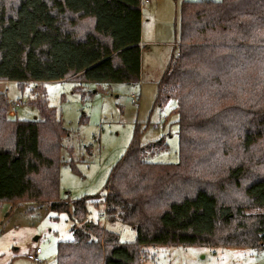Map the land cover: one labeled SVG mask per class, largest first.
<instances>
[{
	"label": "trees",
	"instance_id": "obj_1",
	"mask_svg": "<svg viewBox=\"0 0 264 264\" xmlns=\"http://www.w3.org/2000/svg\"><path fill=\"white\" fill-rule=\"evenodd\" d=\"M140 6L0 0V79L138 83ZM176 33L155 104L175 101L177 160H146L167 144H142L137 125L105 184L106 220L133 227L135 243L87 219L98 194L59 198L61 165L75 170L59 155L62 121L9 119L0 93V203L68 213L73 237L57 242L55 264H140L147 244L264 247V0L181 1Z\"/></svg>",
	"mask_w": 264,
	"mask_h": 264
},
{
	"label": "rangeland",
	"instance_id": "obj_2",
	"mask_svg": "<svg viewBox=\"0 0 264 264\" xmlns=\"http://www.w3.org/2000/svg\"><path fill=\"white\" fill-rule=\"evenodd\" d=\"M180 2L165 0L140 6L144 43L136 84H79L60 79L19 86L15 81L0 79V93H5L10 103L7 118L41 119L42 110L62 121L68 134L59 155L62 160H72L75 170L67 163L61 165L59 198L74 200L98 194L87 202V219L117 234L124 244L135 243V230L118 220H106L103 200L110 171L127 149L135 127L143 131L142 144L162 137L167 144L165 150L146 160H177V117L172 113L175 101L155 104V95L156 83L176 53ZM14 205L9 214L8 204L0 203V264H55L57 242L73 237L68 213L55 212L38 202ZM36 247L42 252L35 263L27 254ZM137 254L140 264H264V247L147 244L139 246Z\"/></svg>",
	"mask_w": 264,
	"mask_h": 264
},
{
	"label": "built area",
	"instance_id": "obj_3",
	"mask_svg": "<svg viewBox=\"0 0 264 264\" xmlns=\"http://www.w3.org/2000/svg\"><path fill=\"white\" fill-rule=\"evenodd\" d=\"M146 1H147V0H140V5L144 4ZM131 96L134 98L133 95H131ZM40 252H41V249H40L39 247H36V248L34 249V251L29 252V253L27 254V258H28L29 260H31V261H33V262L36 263V262H38V258H37V256L40 254Z\"/></svg>",
	"mask_w": 264,
	"mask_h": 264
},
{
	"label": "crops",
	"instance_id": "obj_4",
	"mask_svg": "<svg viewBox=\"0 0 264 264\" xmlns=\"http://www.w3.org/2000/svg\"><path fill=\"white\" fill-rule=\"evenodd\" d=\"M163 1H165V0H147L145 3H147V4H150L151 3V5H153V4H161ZM171 1V0H170ZM173 1V0H172ZM176 1V0H175ZM181 1H184V0H181ZM142 29V28H141ZM144 36V30L142 29V33H141V35H140V47H141V44L142 43H144V42H142V37ZM176 46H177V43L175 44ZM140 68H141V65H140ZM9 206V205H8ZM11 212V211H10ZM10 214V213H9ZM31 252V251H30ZM41 252H42V250H41ZM41 252H40V254H41ZM39 254V255H40Z\"/></svg>",
	"mask_w": 264,
	"mask_h": 264
}]
</instances>
